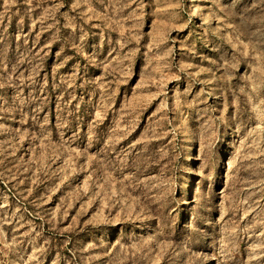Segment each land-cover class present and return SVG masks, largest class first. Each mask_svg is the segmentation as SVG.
<instances>
[{
  "label": "rangeland",
  "instance_id": "obj_1",
  "mask_svg": "<svg viewBox=\"0 0 264 264\" xmlns=\"http://www.w3.org/2000/svg\"><path fill=\"white\" fill-rule=\"evenodd\" d=\"M0 264H264V0H0Z\"/></svg>",
  "mask_w": 264,
  "mask_h": 264
}]
</instances>
